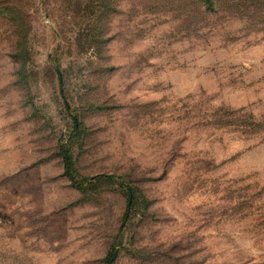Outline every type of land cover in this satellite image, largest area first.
Returning a JSON list of instances; mask_svg holds the SVG:
<instances>
[{
    "label": "rangeland",
    "instance_id": "374dc122",
    "mask_svg": "<svg viewBox=\"0 0 264 264\" xmlns=\"http://www.w3.org/2000/svg\"><path fill=\"white\" fill-rule=\"evenodd\" d=\"M249 16L0 0V264H264V17Z\"/></svg>",
    "mask_w": 264,
    "mask_h": 264
},
{
    "label": "trees",
    "instance_id": "16d2710c",
    "mask_svg": "<svg viewBox=\"0 0 264 264\" xmlns=\"http://www.w3.org/2000/svg\"><path fill=\"white\" fill-rule=\"evenodd\" d=\"M199 7H201L206 12H214L217 10V4L221 3L228 4V10H234V11H241V13L245 16H249L250 19H255L256 17H260V15H263L262 12H264V0H195ZM228 1H231L230 5ZM21 40V39H20ZM23 48V40L22 41H16L14 50L16 51V59L19 57V55L22 53ZM14 51V52H15ZM15 54V53H14ZM62 161L64 165L65 173L68 177H71L73 180V174H72V160L69 153L65 150H62ZM93 179H96L93 178ZM90 178H85L83 181H89ZM132 206V198L131 196L128 198V207L131 208ZM129 209L126 212V215L124 216V220H127L128 218ZM108 264V263H107Z\"/></svg>",
    "mask_w": 264,
    "mask_h": 264
}]
</instances>
